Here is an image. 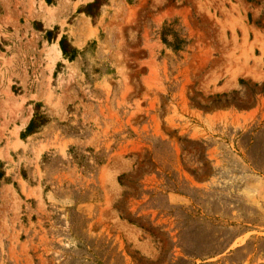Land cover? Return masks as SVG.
Wrapping results in <instances>:
<instances>
[{
	"label": "rangeland",
	"instance_id": "obj_1",
	"mask_svg": "<svg viewBox=\"0 0 264 264\" xmlns=\"http://www.w3.org/2000/svg\"><path fill=\"white\" fill-rule=\"evenodd\" d=\"M93 1L0 0V264H264V0Z\"/></svg>",
	"mask_w": 264,
	"mask_h": 264
},
{
	"label": "trees",
	"instance_id": "obj_2",
	"mask_svg": "<svg viewBox=\"0 0 264 264\" xmlns=\"http://www.w3.org/2000/svg\"><path fill=\"white\" fill-rule=\"evenodd\" d=\"M47 5H53L56 0H44ZM252 1V0H247ZM107 0H94L92 3H88L82 8L79 9L81 13H84L87 17L91 18L92 21L99 16V11L102 6L106 4ZM46 34L50 35V32ZM160 40L167 49H169L172 53L177 55L179 52L183 51V49L188 45V42L181 35L180 30L177 29L176 22L173 21L169 24L164 23L163 27L159 33ZM59 48L61 50L62 56L67 59L69 62L74 61L80 52L72 47L65 35H63L59 42ZM33 118L30 120L28 126L25 129V132L21 134V139L24 138V134H34L38 129V126H42V122H44L45 118L41 116V114L37 113V106Z\"/></svg>",
	"mask_w": 264,
	"mask_h": 264
},
{
	"label": "bare ground",
	"instance_id": "obj_3",
	"mask_svg": "<svg viewBox=\"0 0 264 264\" xmlns=\"http://www.w3.org/2000/svg\"><path fill=\"white\" fill-rule=\"evenodd\" d=\"M49 10V9H48ZM47 15V14H46ZM52 16V15H51Z\"/></svg>",
	"mask_w": 264,
	"mask_h": 264
},
{
	"label": "crops",
	"instance_id": "obj_4",
	"mask_svg": "<svg viewBox=\"0 0 264 264\" xmlns=\"http://www.w3.org/2000/svg\"><path fill=\"white\" fill-rule=\"evenodd\" d=\"M62 57V56H61Z\"/></svg>",
	"mask_w": 264,
	"mask_h": 264
}]
</instances>
